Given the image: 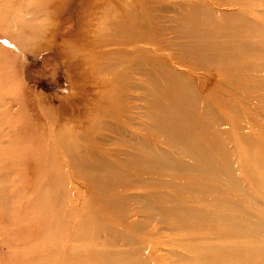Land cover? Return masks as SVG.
<instances>
[{"label": "bare ground", "instance_id": "1", "mask_svg": "<svg viewBox=\"0 0 264 264\" xmlns=\"http://www.w3.org/2000/svg\"><path fill=\"white\" fill-rule=\"evenodd\" d=\"M56 1L28 0L21 4L20 13L28 14L31 4L43 6L44 2L45 10L39 7L48 16ZM93 1L95 6H89L88 18L79 27L85 28L75 32L84 52L70 51L71 60L62 63V76L51 72L42 80L58 92L67 89L68 83V89H74L65 66L82 68V95L92 96L89 116L80 124L85 133L73 140L63 121L66 106L57 120L45 108L38 111L26 94L31 120L49 118L46 130L56 131L67 160H60L56 148H50L47 171L39 172L29 163L28 172L18 177L17 170L12 173L13 164L7 166L1 181L9 179L17 190L22 180L35 184L20 194L13 193L15 206L8 217L13 227L10 256L17 264H228L235 260L262 264L264 220L248 214V232L234 228L233 219L246 216L244 207L255 201L238 183L236 152L219 129L221 114L202 96L192 75L207 71L218 78L219 87L212 95L217 103L223 95L231 98L234 94L225 93V87L240 86L242 96L225 102L227 110H234L238 118H248V124L258 131L257 139H264V105L260 104L261 99L264 102V82H247L251 80L243 74L250 68L264 71V41L253 40L254 23L240 16L227 20L219 8L234 1L244 6L249 0L215 4L208 0H151L144 8L138 0ZM31 13L20 20L33 25L32 38L21 37L24 24L18 16L11 19L2 14L1 18L5 27L14 23L18 28L17 32L8 29L17 46L40 52L46 47L40 41L47 39L44 32L50 28L40 27V15ZM102 67L110 75L94 77V71L97 75L105 71L99 72ZM135 76L140 77L137 82ZM72 96L79 100L73 91ZM55 99L49 104L64 98L58 95ZM95 100L103 110L90 120ZM11 102L18 103L16 97ZM138 102H144L143 107ZM73 117L76 115L68 118ZM31 124L27 122L28 129ZM13 129L21 131L22 127L11 124L9 131ZM36 130L43 129L36 126ZM39 137L41 148L47 142ZM254 139L249 136L246 144L251 146ZM10 145L19 148L24 143ZM75 182L83 188H70ZM51 189L64 196L53 200L45 193ZM220 201L232 202L234 209H217L215 204ZM230 211H235L234 218ZM80 228L85 233H79ZM258 237L262 240L257 242ZM171 246L180 250H171Z\"/></svg>", "mask_w": 264, "mask_h": 264}, {"label": "rangeland", "instance_id": "2", "mask_svg": "<svg viewBox=\"0 0 264 264\" xmlns=\"http://www.w3.org/2000/svg\"><path fill=\"white\" fill-rule=\"evenodd\" d=\"M27 1L28 0H0V264H17V261H15L12 256H10L11 252L9 250V245L13 244L10 241L12 236L11 230H13V227H11V220L8 219V217L10 218V213L13 210V206H15L14 202H12V198L14 194L17 193L14 192L17 189L12 188L13 185L10 184L9 179H6V181H1V177L7 174V166H11L10 164H13L12 173L16 172L17 170L18 177H21L22 175L24 176L28 172L27 166L29 163H33L34 168H36L39 172L47 171L45 167H47L46 163H48V159L50 158L48 153L50 148H56V155H58L60 160H67L63 148L56 139V131L46 130V127L50 125L49 118L45 116L44 119L36 118L31 120V115L28 112V104L25 106V99L27 100L26 94L30 95L29 97L31 98V103L37 108L38 111L40 108H45L46 111L50 112L53 115V118L57 120L60 119L59 112L62 109V106H66V112L63 116V121L66 122L65 127H67L68 134H71V138L73 140H75V138L78 140V137H82L80 136V133L84 134L86 131L85 129L82 130L83 125L80 126V124L87 119L86 117L89 116L87 109L89 107L88 103L91 102L92 97L91 95H82L83 85L81 83L84 81L82 68H73L72 65H69L70 67L67 65L65 66L64 73L72 75V79L70 81H72L73 86L75 84L74 89H68L71 86V84L68 83L66 85V87H68V91L66 88L59 90L60 92H58L56 89H53V87L50 89L48 86L43 84L42 80L44 79V75L46 76L51 72L52 75L57 73L60 77L62 76V63L71 60L70 51L78 54H82V52H84V50H82L81 43L78 41L79 38L75 35V32L78 31V29L82 30L85 28L79 27L82 25L83 21L88 18V14L90 13L89 6H95V1L64 0V2H60L61 0H57L54 7L52 9L50 8V16H45L41 10V7L45 10L44 2H42L43 6L39 3H34V5L31 4L28 14L25 11L20 13L19 8L21 4H25ZM96 1L99 4L101 2V0ZM218 1L219 0H208V2L212 4H215ZM116 3V1L111 2L112 5H116ZM138 4L141 8H144L148 4H151V0H138ZM235 4L237 6H233ZM243 4L244 6L240 4L239 1H234L230 2V4L222 5L219 8L223 9L222 11H224L225 15H227V20H232L233 17L240 16L245 18V20L249 21L250 23H254L253 40L260 42L264 41L263 30L255 29H264V3L260 2V0H249L247 2L245 1ZM238 5H242V7H239ZM150 6L154 8V6ZM36 11L38 12L36 15H40V19L37 20V24H39L40 27L45 26L50 28L49 31L47 30L44 32L47 39H41L40 41L42 45H46V47L41 49L40 52H38V48L34 49V47H30L31 45L29 46L30 48L28 47L29 50L22 49L21 47L17 46L13 39L9 36L10 32L8 29H13V32H17L18 28L16 25H14V23H11L9 28L5 27L1 18L2 14H6L11 17V19H13V16H18L17 20H20V18L28 19L32 14L31 12L35 13ZM43 15L45 18H42ZM20 21L22 22V20ZM22 23L24 25L22 26L23 32L21 37L23 38V36L30 35L29 38H32V36H34L33 31H36L34 30L33 25H27L24 23V21ZM11 25H14V27L11 28ZM44 33L40 32L39 35ZM47 42H50V44L47 45ZM94 53L99 54L98 51ZM117 65L115 66L118 68L119 63H117ZM98 66H94V70L97 71V68H99ZM102 68L103 69H98L99 72L101 70H105V67ZM176 68L179 69L180 67ZM96 71H94V77L96 78L103 77L104 75H110L108 69L100 72L99 75H97L98 73ZM244 72H246L243 73L246 79L251 80L247 82H264L263 69L260 70L250 68L245 69ZM192 75L197 78V82L200 86L199 90L202 96L207 98L211 104L216 109H218V112H220L222 118L219 129L225 132L224 139L231 143L232 148H234V151L236 152L235 165L237 167L236 170L239 177L238 183L249 191V195L253 197L255 201V203L251 204L250 206L247 205L244 207L246 216L241 214V217L236 221L234 220L235 211H230L233 216L232 218H234V228L238 230L239 233L241 231L248 232L249 224L246 222V217L248 214H254L260 219L262 218L264 220V139H257L258 131L248 124L250 122L248 118H238L234 110H227L228 107L225 105V102L232 103L233 97H240V86L238 87L237 85L233 84L235 85L231 86L233 90L229 87H225V93H234L231 95L232 99L229 95H223V99H220V103H217L216 99H214L212 95L215 94L219 87V84L217 85L218 78H213V76L210 75V72L207 71L195 72L192 73ZM139 78L140 77L135 76L133 81L137 82ZM72 91L77 93V98L79 99L78 101L76 98H74V96H72ZM57 94L61 98H64L62 99V102L59 100V102L55 104H49L50 101H56L55 98L56 96L58 97ZM15 97L18 103L13 104L11 101ZM245 98L252 103L250 96L246 95ZM95 102L96 103L90 107V113L92 112V116L90 117L91 119L88 118L90 120H94L93 118H95L97 114L99 115L103 110V106L100 108L99 102L96 100ZM141 103L144 102H138V107H143L144 104ZM253 104L256 105L255 102ZM260 104L264 105L262 99L260 100ZM9 105H11V108L8 107ZM110 105H112V103H110ZM224 105L226 108L224 107V110H222ZM238 107L239 109L234 106V109L241 111L240 106ZM36 114L37 113H35V115ZM72 114L76 115V118H68ZM11 116L15 117L13 121L8 119ZM261 118L264 119V116ZM31 121V125L33 127L28 129L27 122L30 123ZM230 121H234V124L232 122V127L229 125ZM11 124L20 125L22 130H16L15 132V129H13L9 131ZM240 124H242V128L238 129ZM68 125L70 127H68ZM36 126L42 127L43 130H39L40 132L37 131ZM39 135L45 137L47 142L45 143L44 147L41 148H39L40 145L37 144L41 140ZM252 135L255 136V139L253 143L250 142L251 146H249L246 144V140ZM14 142H22L24 145L16 148L15 145H10ZM53 145L54 147H51ZM165 150H170V148H165ZM71 173L74 175L73 171H71ZM42 177L43 174L39 177V179H42ZM74 178L76 177L74 176ZM25 181L26 182H24V180L21 181V188L17 190L19 191V194L23 189L26 190L28 187L35 185L30 184L32 180L30 181L27 179ZM75 181H78V178H76ZM78 182L74 183L75 186L70 185V188L75 189L77 186L79 188H83V185L79 184ZM216 185L219 186L220 184L217 183ZM3 188L4 190H2ZM42 190L44 191V188H41L40 192ZM47 192H49V195L53 198V200H57L64 196L63 192L58 193L52 189L47 190L45 193ZM64 193L66 196V192ZM191 201L193 200H188V203ZM184 202L186 203V201ZM237 203L238 202H236V204ZM230 204H232V202L228 204L220 201L216 202L215 205L217 209L222 211L225 209L227 210L228 207L234 205ZM232 207L234 209V206ZM62 211H60V213ZM252 229L253 228H251V230ZM78 232L85 233V230L84 228H80ZM260 240H262V238L258 237L255 241L258 242ZM169 249L180 250L175 246H171ZM262 253L261 255L264 256ZM261 255L255 256L261 258ZM263 263L264 262H262V264ZM228 264L241 263L239 260H235Z\"/></svg>", "mask_w": 264, "mask_h": 264}]
</instances>
